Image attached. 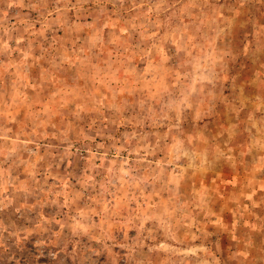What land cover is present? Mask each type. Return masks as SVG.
I'll use <instances>...</instances> for the list:
<instances>
[{
	"label": "rangeland",
	"instance_id": "1",
	"mask_svg": "<svg viewBox=\"0 0 264 264\" xmlns=\"http://www.w3.org/2000/svg\"><path fill=\"white\" fill-rule=\"evenodd\" d=\"M0 264H264V0H0Z\"/></svg>",
	"mask_w": 264,
	"mask_h": 264
}]
</instances>
